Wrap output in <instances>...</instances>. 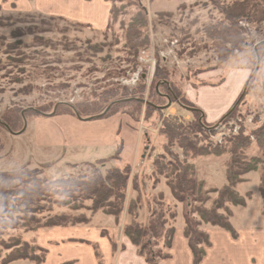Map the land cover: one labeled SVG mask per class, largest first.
Masks as SVG:
<instances>
[{"label": "rangeland", "instance_id": "1", "mask_svg": "<svg viewBox=\"0 0 264 264\" xmlns=\"http://www.w3.org/2000/svg\"><path fill=\"white\" fill-rule=\"evenodd\" d=\"M55 1H0V172L37 168L51 180L76 176L89 171L91 166L104 173L114 168L124 170L126 162L131 161L127 195L129 200L136 197L138 191L142 193V206L138 210L140 220L145 224L152 211L163 209L167 215L177 214L176 221H173L177 228L185 225V204L173 197L166 178L157 172L154 165L163 156L162 144L166 141L165 132L169 126H188L197 119L203 121V129L186 136L200 148V153L185 156L176 142L171 143V150L179 158L187 157L194 164L198 178L210 190L211 199L205 207H210L217 197L218 193L213 190H220L228 184L227 167L232 156L229 142L241 134L251 136L252 143L245 149V155L250 159H264V152L253 135L264 126V47H258L260 68L246 95L228 114L257 66L255 46L264 40V22L251 24L241 21L240 25L246 30L245 48L241 52L235 50L232 57L222 61L203 29L205 24L223 19L215 0ZM220 1L231 3L235 0ZM137 15L144 16L147 23L144 30L151 45L131 50L127 45L126 32ZM157 64L168 70L166 77H156ZM163 82L172 90H178L181 99L185 96L188 103L200 108L202 115L180 104L181 100L174 91L175 99L167 94ZM142 83L146 88L140 96L146 102L141 112L124 114L135 122L134 128L141 133L144 131L149 139L147 147V139L142 134L143 146L136 158L125 161L112 157L102 164L98 159L112 156L111 150L79 158L74 155L76 149L49 148L36 142L39 125L48 124L42 120L55 117L60 104L74 106L93 102L105 88L133 89ZM158 94L166 96L160 103L162 112L147 120L146 103L152 98L150 95ZM170 100L172 104L165 108ZM14 114L22 118L12 130L20 131L25 120L27 122V128L21 134H13L1 124L7 116ZM105 114L96 113L92 116H102L91 121L100 120ZM165 156L171 160L168 154ZM261 166L259 164L256 170L244 174L243 181L235 187L246 197L244 206L229 205L236 234L206 222L199 225L211 240L206 252L212 247L200 264H264ZM159 194H163V198ZM86 204L91 205V201ZM61 211L67 209L55 207L51 214ZM124 212L120 221L115 220L111 225L109 221L114 216L106 214L102 219L103 213H99L96 220L102 219L101 223L112 227V230L104 228L109 236L112 233L124 234L122 218L125 224L129 220L127 212ZM81 213L91 215L90 210L77 212ZM194 216L200 220L197 213ZM22 230L24 228H4L0 238L7 241L17 234L22 238L31 235L29 232L25 236ZM214 232L219 234L214 235ZM256 232L263 242H256L259 240ZM164 242L163 238L150 246L157 252L158 264H170V258H166L170 254L169 248ZM9 251L0 245V264ZM174 257L172 264H191L190 254L181 244L175 247ZM10 264L36 263L20 259Z\"/></svg>", "mask_w": 264, "mask_h": 264}, {"label": "trees", "instance_id": "2", "mask_svg": "<svg viewBox=\"0 0 264 264\" xmlns=\"http://www.w3.org/2000/svg\"><path fill=\"white\" fill-rule=\"evenodd\" d=\"M215 3L223 14V19L215 23L209 22L205 24L203 29L207 37L214 43L219 59L226 61L235 54V50L241 52L245 48L246 30L240 25V22L251 24L264 22V0H235L231 3H222L220 0H215ZM146 25L143 15L133 17L126 32L127 45L131 50H138L141 47L151 45L149 36L145 34L144 27ZM260 47H264V43ZM156 70V77L164 78L168 75V70L161 69L159 64H157ZM162 84L166 88L167 94L172 95L174 99L175 95L180 98L179 95L181 94L178 90H172L166 82ZM262 85L264 89V82ZM145 88L144 83L133 89L111 86L105 88L100 95H97L98 98L93 102H81L74 106L60 104L56 108V115H71L77 118H79L78 115L80 117H90L96 113L105 112L114 101H117V103H112L102 118L120 113L131 115L133 112H141L142 105L145 102L140 95ZM172 91L175 95L172 94ZM150 96L152 98L146 103L147 111L145 115L147 120L155 113L162 112L160 103L166 98L164 94ZM180 100V104L182 103L190 108H198L191 104L192 102L188 103V98L185 96L184 99L180 98ZM193 112L202 115L200 108L193 110ZM21 118L22 116L19 114H14L11 117L7 116L5 122L12 128L18 126ZM202 122L197 119L188 126L183 124L169 126L165 132L166 141L162 144L163 156L156 160L154 164L157 172L166 178L173 197L185 204L184 235L189 241L194 264H200L203 261L207 254L205 248L211 245L209 234L199 229L201 222L220 226L233 234L237 233L231 223L232 211L229 205H246V197L241 195L235 187L243 181L244 174L256 170L259 164H262L261 169L263 171L260 190L264 200V159H250L245 155V149L252 143L251 136L241 134L234 141L229 142V151L232 156L227 167L228 184L220 190H213L218 193L217 197L213 199L210 207H205V203L211 199L209 196L210 190L206 188L205 182L198 178L194 164L190 163L187 157L184 159L179 158L171 150V143L176 142L185 152V156L200 153L198 152L201 151L200 148L195 144L193 145L186 136L203 129L205 126ZM142 134L147 139L145 145L148 147V136L144 131H142ZM254 134L262 152H264V126L253 132ZM123 149L124 141L121 139L112 156L100 158L98 162L103 164L112 157L122 158ZM165 154H168L171 160H167ZM131 164V161H127L124 170L114 168L105 173L101 169L90 165L91 169L89 171L81 172L69 178L51 180L44 177L43 172L37 168L24 167L0 172V237L2 230L8 227L24 228L22 231L26 233L48 230L54 227L88 224L99 211L114 216L116 221H120L121 215L126 211L129 220L124 225V234L137 246L138 254L144 256L149 264H158L156 260L157 252L150 246L164 238L165 245L168 248L172 247L176 232L173 223L176 221L177 214L170 213L167 215L163 209L154 210L145 224L140 220L138 210L142 206V193L136 189L138 191L137 196L129 200L127 195ZM134 182L135 179L132 181L133 185ZM159 196L163 198V194H159ZM146 200L147 203L150 202L149 199ZM87 201H91V205H87ZM55 207L66 208L67 211L51 214ZM80 210H90L91 215L77 214ZM194 213L198 214L200 220L196 219ZM101 231L103 236H108L106 229ZM0 239V245L10 249L1 264H10L20 259L31 260L36 264L46 262L49 250L39 244L36 239L28 240L18 234L7 241ZM89 243L94 247L98 264H103L104 254L100 244L98 242ZM111 243L115 249L117 243L113 239H111ZM171 257V254L166 256L168 259ZM76 263L77 261H68L64 264Z\"/></svg>", "mask_w": 264, "mask_h": 264}, {"label": "crops", "instance_id": "3", "mask_svg": "<svg viewBox=\"0 0 264 264\" xmlns=\"http://www.w3.org/2000/svg\"><path fill=\"white\" fill-rule=\"evenodd\" d=\"M42 121L48 124L39 125L40 129L35 138L38 145L49 146V148L68 147L76 149V154L74 155L79 158L85 157V155L86 157L90 155L97 156L110 150L114 153L119 140L122 139L124 141L122 159L127 161L130 158L131 160L136 158L142 146V133L134 128L136 124L128 115L116 114L96 121L82 120L71 115H58V117L55 116L51 120ZM53 126L55 127L53 128ZM63 149L65 150V148ZM99 213L103 212L99 211L96 213L88 224L62 228L54 227L46 231H30L31 235L28 236L27 233L29 232H26L25 236L27 235L26 238L28 237V240L36 239L39 244L48 248L49 254L44 264H64L68 261H77L76 264H98L94 247L89 242H98L100 244L104 254L103 264H149L144 256L138 254L137 246L122 232L103 236L102 228L108 227L112 230V227L108 226L109 224L105 226L106 224L101 223L104 215H106L104 213L100 221L96 220ZM109 222L110 225L115 223V218L110 219ZM122 222L123 230L125 224L123 218ZM216 234L219 233L214 232V235ZM214 235L212 236V241H214ZM256 236H258L257 232ZM110 238L117 243L115 249ZM258 238L259 240L256 242H263L259 236ZM180 244L184 250L189 252L191 264H194L189 241L184 235V225L176 228L172 247L168 249L172 256L170 264H172L173 259L175 260V247ZM210 249L212 247L208 248L207 252Z\"/></svg>", "mask_w": 264, "mask_h": 264}, {"label": "water", "instance_id": "4", "mask_svg": "<svg viewBox=\"0 0 264 264\" xmlns=\"http://www.w3.org/2000/svg\"><path fill=\"white\" fill-rule=\"evenodd\" d=\"M262 43H264V40L260 41V42L257 43L256 46H255V51H256V54H257V66H256L255 70L252 72L250 78L247 80V82H246V84H245V86H244V88H243V91H242L241 95L239 96L238 100H237L236 103L234 104L233 108L228 112V114L231 113V112L235 109V107L241 102L242 98L246 95V92H247V89H248V86H249L251 80H252L253 77L257 74V72H258V70H259V68H260L261 58H260V53H259V48H258V47H259V45L262 44ZM172 94H173V92H172ZM167 96L169 97V95H167ZM176 100H177V99H176ZM143 101L146 102L145 99H143ZM171 104H172V101L170 100L169 104H168L167 106H165V108L169 107ZM111 105H112V104H111ZM111 105H110V106H111ZM110 106H109V107H110ZM109 107L107 108V110L109 109ZM189 108H190V107H189ZM107 110H106V111H107ZM190 110H198V108H190ZM106 111H105V112H106ZM105 112H104V113H105ZM228 114H227V115H228ZM102 115H103V114H102ZM102 115L90 116V117H80V116L78 115V117H79L80 119H82V120H92V119H94V118H96V117H101ZM2 123H3V124L6 126V128H7L11 133H13V134H21V133H23V132L26 130V128H27V122H26V120H25V125H24L23 129H21L20 131H14V130H12L11 127H10L6 122H2Z\"/></svg>", "mask_w": 264, "mask_h": 264}]
</instances>
